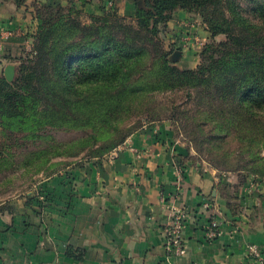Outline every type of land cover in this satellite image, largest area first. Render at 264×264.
I'll list each match as a JSON object with an SVG mask.
<instances>
[{
  "label": "crops",
  "instance_id": "obj_1",
  "mask_svg": "<svg viewBox=\"0 0 264 264\" xmlns=\"http://www.w3.org/2000/svg\"><path fill=\"white\" fill-rule=\"evenodd\" d=\"M39 1L0 0V77L8 65L15 70L35 34ZM109 4L123 15L135 13L130 0H88L79 8L98 15ZM189 21L186 11H177L168 23L178 42L197 28ZM185 53L184 69L195 68ZM158 127L148 123L103 157L46 178L39 198L1 203L0 264H259L247 258L246 246L264 254V182L236 193L239 210L231 213L218 179L186 164L182 144ZM208 200L222 213L220 236L213 241L204 229L208 215L202 204ZM172 206L187 209L186 253L180 257L166 248Z\"/></svg>",
  "mask_w": 264,
  "mask_h": 264
},
{
  "label": "trees",
  "instance_id": "obj_2",
  "mask_svg": "<svg viewBox=\"0 0 264 264\" xmlns=\"http://www.w3.org/2000/svg\"><path fill=\"white\" fill-rule=\"evenodd\" d=\"M49 1L52 12L35 15V56L20 65L14 82L0 78L4 133L34 137L45 126L90 128L95 140L106 142L105 121L126 110L130 96L187 89L188 99L196 102L189 124L198 120L199 134L210 126L212 138L231 137L239 161L248 158L249 174L264 180V0H138L134 27L100 23L92 15V23L82 25L73 16L76 9L64 13L58 0ZM79 1L82 7L87 3ZM177 11L197 12L203 36L212 40L194 70L171 66L167 57L173 49L150 51L159 25L169 23ZM114 30L122 37L116 38ZM219 35L224 41L214 40ZM89 110L88 116L81 114ZM126 139L107 142L93 158ZM60 155L68 154L54 153ZM67 256H74L71 248Z\"/></svg>",
  "mask_w": 264,
  "mask_h": 264
},
{
  "label": "rangeland",
  "instance_id": "obj_3",
  "mask_svg": "<svg viewBox=\"0 0 264 264\" xmlns=\"http://www.w3.org/2000/svg\"><path fill=\"white\" fill-rule=\"evenodd\" d=\"M72 1L64 0L57 4L63 8L64 13H67L69 8L76 9L77 14L73 16L82 25H90L93 21L92 16L100 19V23L107 20L110 25L114 26L134 27L136 24L135 13L132 17L119 12L112 15L110 9L115 8L112 6L105 8L101 14L91 16L79 8L82 7L79 0ZM130 1L133 3L135 11L138 0ZM51 4L49 0H40L35 6V15L38 11L44 15L50 14L52 10L48 8V5ZM39 5L42 6L39 7ZM187 13L191 20L187 24L189 27L195 25L197 28L190 29L181 39L182 42L176 40L174 30L167 23L165 26L159 25L158 34L150 46L153 55L159 54L160 50L173 49L174 52L168 55L167 60L171 66H175L179 70H186L183 60H181L185 52L186 56L189 55V61L192 65L196 63L195 68L189 70L196 69L200 62L201 51L212 41L202 36L200 15L195 11ZM113 33L116 38L122 37L119 30H114ZM195 37L202 38V43H198ZM224 39L223 35H219L214 40L220 42ZM176 53H180V56H174ZM33 56H35V51L33 39L30 38L21 56L15 62V79L20 65ZM73 62L77 64L78 60L75 59ZM149 62L150 60H148ZM0 78H4V76ZM186 91L187 89L175 88L149 92L146 97L143 93L130 96L126 110H121L120 113L110 116L105 121L102 131L107 132L103 135V137L107 135L106 142L95 140L94 132L90 128L70 129L45 126L34 137H30L26 133H4L0 129V204L20 197L39 198L42 190L40 186L46 178L79 161L93 158L94 153L108 144L107 142H113L124 136L126 139L149 123L150 126H157V131H159L158 126L166 127L169 135L178 139L183 146L186 164L207 170L218 179L221 185V198L226 202L229 211L235 213L239 210L236 193H239L246 185L258 184L264 180L258 181L257 177L249 174L246 168L248 158L245 157L242 163L239 161L237 145L231 137L223 138L221 134V139L212 138V134L209 133L210 126H203L202 131L204 133L199 134L196 126L198 120L189 124L191 121L188 120H191L189 117L196 108V102L193 98L188 99ZM130 93L132 94V92ZM191 94L193 97L194 91ZM90 113V110L81 112L84 117ZM103 122L99 127L102 126ZM209 136L211 140H207ZM58 151H63L68 155L54 156V153Z\"/></svg>",
  "mask_w": 264,
  "mask_h": 264
},
{
  "label": "built area",
  "instance_id": "obj_4",
  "mask_svg": "<svg viewBox=\"0 0 264 264\" xmlns=\"http://www.w3.org/2000/svg\"><path fill=\"white\" fill-rule=\"evenodd\" d=\"M109 6L111 7L112 4H109ZM195 40H197L198 43H202L203 41L202 38L198 37H195ZM202 209L208 215L207 223L204 228L205 237L207 240L213 241L220 236V217L222 213L216 203L211 200L205 201L202 204ZM186 218L187 209L176 206L169 208L168 220L164 228V235L166 238V248L170 255L180 257L186 253V246L183 240V230ZM246 256L254 262L264 264L263 251L255 245L248 244L246 246Z\"/></svg>",
  "mask_w": 264,
  "mask_h": 264
},
{
  "label": "water",
  "instance_id": "obj_5",
  "mask_svg": "<svg viewBox=\"0 0 264 264\" xmlns=\"http://www.w3.org/2000/svg\"><path fill=\"white\" fill-rule=\"evenodd\" d=\"M176 57L180 56V53H176L175 54ZM4 79L8 82L11 83L15 80V70H14V66L13 65H8L6 66L5 70H4Z\"/></svg>",
  "mask_w": 264,
  "mask_h": 264
}]
</instances>
